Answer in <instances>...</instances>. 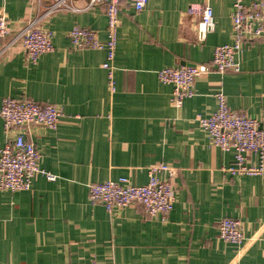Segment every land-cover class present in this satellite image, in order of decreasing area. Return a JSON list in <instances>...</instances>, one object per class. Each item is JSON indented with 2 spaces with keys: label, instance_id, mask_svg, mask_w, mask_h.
I'll return each mask as SVG.
<instances>
[{
  "label": "crops",
  "instance_id": "0c3cea01",
  "mask_svg": "<svg viewBox=\"0 0 264 264\" xmlns=\"http://www.w3.org/2000/svg\"><path fill=\"white\" fill-rule=\"evenodd\" d=\"M205 2L215 30L200 42L198 19L187 10ZM234 3L149 0L142 12L121 7L112 90L106 52L73 50L69 38L80 26L105 43L104 6L46 16L48 0H0L9 31L0 42V107L7 97L28 98L60 105L65 115L55 130L19 129L39 152L40 168L56 179L39 175L30 191H0V264H264V174H228L233 151L214 147L197 123L216 111L215 95L223 92L231 109L264 130V42H245L239 73L198 77L182 107L157 75L167 67L210 64L217 46L232 44ZM41 17L54 50L32 63L20 33ZM6 141L0 117V148ZM249 163L257 165L254 157ZM160 164L178 172L166 222L145 220L138 205L109 212L90 203L89 185L128 178L143 186L150 167ZM224 218L242 221L241 245L219 238Z\"/></svg>",
  "mask_w": 264,
  "mask_h": 264
},
{
  "label": "built area",
  "instance_id": "2783aa9c",
  "mask_svg": "<svg viewBox=\"0 0 264 264\" xmlns=\"http://www.w3.org/2000/svg\"><path fill=\"white\" fill-rule=\"evenodd\" d=\"M46 16L60 11L82 12L104 6L107 17L105 43H101L97 32L75 26L69 32L73 50H104L106 62L103 68L107 73L109 87L114 90V59L117 47L119 14L121 7L128 5L136 12H142L149 0H89L88 7H75L70 0H48ZM38 4L42 0H37ZM187 15L196 17L197 40L202 42L215 30V17L212 7L207 3L192 4ZM233 43L220 45L214 49L210 64H194L186 67H167L157 75L161 83L173 87L171 99L175 106L182 107L185 100L195 94V81L198 77L212 72L239 73V55L246 41L264 42V0H235L232 11ZM6 17L0 15V42L8 35ZM51 33L42 25V17L36 18L20 33L21 46L27 59L36 63L39 57L54 50ZM216 111L209 117H197L198 126L206 133L210 143L223 151L234 153V164L225 171L232 175L264 174V130L257 119L248 117L241 111L229 107L226 95L218 92ZM63 107L56 104L36 102L32 99L7 97L0 107L7 141L0 148V191H30L37 176L44 175L47 180L56 177L46 173L39 166L40 154L34 143L26 139L19 129L43 126L55 130L64 118ZM254 157L257 165L249 163ZM162 175L167 178H162ZM178 172L169 165H155L149 169V181L137 186L130 179L107 181L89 185V201L92 205L102 204L107 211L123 209L132 205L142 208L145 220L157 219L166 222L174 208L177 193L175 179ZM218 236L225 243L241 245L245 241L240 219L224 218L218 224ZM87 264H97L92 261ZM113 264V263H112Z\"/></svg>",
  "mask_w": 264,
  "mask_h": 264
}]
</instances>
